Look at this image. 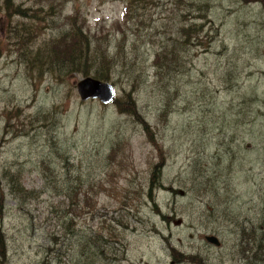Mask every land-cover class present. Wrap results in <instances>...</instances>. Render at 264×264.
Segmentation results:
<instances>
[{
	"label": "rangeland",
	"instance_id": "374dc122",
	"mask_svg": "<svg viewBox=\"0 0 264 264\" xmlns=\"http://www.w3.org/2000/svg\"><path fill=\"white\" fill-rule=\"evenodd\" d=\"M125 2L0 0V264H264L241 246L254 227L264 234V0H146L130 21ZM195 4L208 5L203 20ZM184 16L204 45L192 39L188 71L159 80L153 57L171 37L182 42ZM77 27L93 54L118 58L108 105L80 101L85 77L33 62ZM130 95L156 145L125 113ZM243 96L258 99V119L233 142ZM232 152L242 161L236 181L215 184ZM250 164V181L236 184ZM4 172L22 184H7ZM205 205L217 206V219L201 216Z\"/></svg>",
	"mask_w": 264,
	"mask_h": 264
},
{
	"label": "trees",
	"instance_id": "16d2710c",
	"mask_svg": "<svg viewBox=\"0 0 264 264\" xmlns=\"http://www.w3.org/2000/svg\"><path fill=\"white\" fill-rule=\"evenodd\" d=\"M146 0H126L125 2V9L127 11V17L129 18V21L133 19V14L138 9L140 2H143ZM160 0H154V5L158 4ZM194 12H203L204 15H198L196 17L197 20H203L206 17V12H208L209 7L208 5L201 4V10L200 6L198 7L195 4ZM183 23L180 25V35L182 42L178 41L175 42L172 40V37L169 39V42L166 44H160L158 47L157 52L155 53L152 61V68L153 73L157 79H162L163 77L167 76L168 74H173V77H176L179 73L187 72L188 70L186 67V52L188 51L189 47L195 45L194 43H198L200 45H204L202 43L203 40H199L200 36L197 35L202 33V29L197 28V25H194L190 22L191 18L184 16L183 17ZM85 30L83 27H77L74 29V32L70 35L68 41H60V42H50L48 44H45L42 48L47 49L45 53L39 52L37 50L36 55L33 58V62L36 64L39 63L40 67L42 69L48 68L50 72H57V76L61 77L63 76L64 72L70 74V75H81V77H88L90 75H93V78L101 80V81H108L111 77V69L113 68V65L118 60V58H109L105 53L101 54H93L91 52V46H90V37L84 33ZM174 35V34H173ZM207 37L208 40L211 41L212 38L208 37V34L203 36L202 38ZM28 39V38H26ZM192 39L194 40V43H192ZM209 41V42H210ZM207 44V43H206ZM186 56H185V55ZM185 62H184V61ZM38 64V65H39ZM55 69V70H54ZM92 77V76H91ZM229 81V79H227ZM230 82V81H229ZM250 95H254V90H250ZM129 97V107L125 111L126 114H129L131 116H134L139 124L142 125L144 132L147 134V136L150 137V140L154 142L156 145V142L154 140L153 134L149 128V125L142 120L140 115L137 112V109L135 107V102L132 100L131 95ZM254 103L256 104L257 100L256 98H253ZM252 104L248 103L246 100V96H243L240 98V101L238 102L239 111L237 112L240 117L239 119L233 118L231 120V126L233 127L234 134L232 137V141H240L241 139L238 138L239 135V128L243 126H248L258 119V113H255V110L252 111L250 108L253 106ZM253 112V114H252ZM251 118H248V116ZM244 116V117H243ZM243 119V120H242ZM245 124V125H244ZM240 139V140H239ZM205 141V140H204ZM241 142H237L235 144L236 151H241ZM247 149V148H246ZM234 149H230V151H233ZM235 151V152H236ZM235 152L230 153L225 158L226 167L224 169V173L221 171V169L217 170L215 169L213 172V182L215 184H228L231 181L235 180L234 178L237 176V168L241 165L242 161L239 159V156H235ZM221 153L219 150L216 152V154ZM218 159H221L222 157L220 154L217 156ZM227 161V162H226ZM223 162V161H222ZM221 162V163H222ZM164 161H160L159 164H157L151 174V178L148 184V195L152 198V193L154 190L161 188L160 183V177H161V170L163 168ZM254 164H250L249 168L245 171V176L243 178V182L241 180H238L236 184H243L245 182H249L248 174H252ZM233 173H236V176L233 177ZM4 179H6L7 184H22L19 175L14 176L11 174V172H4ZM209 178V180H212ZM236 181V180H235ZM203 183V182H198ZM217 190L214 192L218 193L220 192V189L218 187ZM21 190L19 192H24L23 188H20L17 186V192L18 190ZM15 193V192H14ZM25 194L29 195L30 192L25 191ZM203 210L201 213V216L204 217L206 215V218L208 220L217 219L218 213L215 212L217 209V206H213L208 209V207L205 205V208L201 207ZM262 213L264 214V210H262ZM264 222V218L262 219ZM245 224V223H243ZM245 228L241 229V233H245ZM262 231L264 232V224L262 226ZM248 237L251 241H248L246 244H242V250L243 251H253L254 249H258L260 253L264 256V234L259 236L258 235V229L257 226L253 229L247 231ZM102 254L103 252L100 251ZM93 255V252H90V256ZM257 253L255 254V258L257 257ZM261 257V255H260ZM189 260H192L191 258H186ZM195 259V258H194ZM184 260V258H182ZM196 261H199L195 259ZM260 260H262L260 258ZM264 261V259H263ZM200 262V261H199ZM198 263V262H196ZM199 264V263H198Z\"/></svg>",
	"mask_w": 264,
	"mask_h": 264
},
{
	"label": "water",
	"instance_id": "95a60500",
	"mask_svg": "<svg viewBox=\"0 0 264 264\" xmlns=\"http://www.w3.org/2000/svg\"><path fill=\"white\" fill-rule=\"evenodd\" d=\"M76 90L82 102L97 100L103 105H108L115 99V89L111 83L95 79L91 76L85 77L77 82ZM204 239L207 243L215 247L221 246V242L214 235H206Z\"/></svg>",
	"mask_w": 264,
	"mask_h": 264
}]
</instances>
